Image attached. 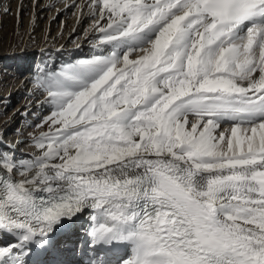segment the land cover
Segmentation results:
<instances>
[{
	"label": "snow or ice",
	"instance_id": "6c2138e0",
	"mask_svg": "<svg viewBox=\"0 0 264 264\" xmlns=\"http://www.w3.org/2000/svg\"><path fill=\"white\" fill-rule=\"evenodd\" d=\"M87 7L98 54L0 150V264H66L85 213L96 264H264V0Z\"/></svg>",
	"mask_w": 264,
	"mask_h": 264
},
{
	"label": "bare ground",
	"instance_id": "6f19581e",
	"mask_svg": "<svg viewBox=\"0 0 264 264\" xmlns=\"http://www.w3.org/2000/svg\"><path fill=\"white\" fill-rule=\"evenodd\" d=\"M2 1L3 4H6V6L9 7L13 0H0V4H2ZM89 3L90 0H44L43 3L40 4L36 16H34V22L32 21L35 26L34 30L36 31L39 27V17L42 12L50 8L52 5L57 4L50 15L51 18L54 14H56L55 18H51L52 22H50L48 26V33L46 34V28L41 36L38 35V37L36 32L32 37H30V39L33 38L38 43L37 47H34L31 52L40 54V57L34 64H32L33 58H31V52L17 57V71L19 69H26L27 71L22 76L20 75L17 84L10 86L4 94H2L4 95L3 100L10 101L12 103H17L18 98L20 97L25 98V94L30 95L31 98H36L37 95H39V101L35 104L36 109L32 111L33 114L30 116L32 117L31 121H29L26 126H20L19 129H14L13 124L19 118L25 116L28 108L25 107L22 101L16 104V108L12 111L10 119H5V121L9 122L4 126L3 132L6 133L8 139L3 141L4 143L0 144V150H7L8 148L15 147V155L18 157L27 158L32 155L33 148L25 150L24 147V144L30 139L27 135V127L36 123L46 114V112L49 111V107L45 103L46 95H42V91L44 89L37 86L38 81L46 73H58L62 69L75 64L81 59H88L94 54H98V50L93 47L96 40V34L92 30L93 21L89 22V18L91 17L88 15L89 9L87 5ZM22 6H25L24 3ZM74 6H76L74 12L70 13L69 10ZM57 18H60V23L56 35L63 26V28H65L64 38L60 41V37H57V39L55 38V40L51 41V38L47 37V35L55 28V19ZM43 40L45 41L44 43H42ZM62 41L64 42L62 43ZM83 56L86 58H80ZM225 127H227V125H225ZM91 224L92 222L89 219L88 213H85L83 218L78 221L76 225L69 224L67 226L68 232L69 234H74L72 235V241L80 232H84V236L86 237V233L91 229ZM80 225H83V227H80ZM8 242V240H2L0 241V245L7 244ZM69 247L70 246H68V248ZM70 253L71 252L68 253L64 250L63 256H67Z\"/></svg>",
	"mask_w": 264,
	"mask_h": 264
},
{
	"label": "rangeland",
	"instance_id": "374dc122",
	"mask_svg": "<svg viewBox=\"0 0 264 264\" xmlns=\"http://www.w3.org/2000/svg\"><path fill=\"white\" fill-rule=\"evenodd\" d=\"M43 1L44 0H13L9 7H7L6 4H3V1L2 4H0V139H2V141H6L3 139V137H7L6 133L3 132V128L9 121H5V119H10L12 111L16 108V104L22 101L25 107L28 108L25 116L19 118L13 124L14 129H19L20 126H26L29 121H31L32 117L30 116H32L33 114L32 111L36 109L35 104L39 101V95H37L36 98H31L30 95L25 94V98L20 97L18 98L17 103H12L10 101L3 100L4 95L2 94H4V92L10 86L17 84L20 75L22 76L27 71L26 69H19L17 71L16 66L17 57L31 52L33 48H36L38 45V43L33 38V40L30 39V37H32L36 32L37 36H41L46 28L47 34L49 29L48 26L50 22H52L51 18H55L56 16V14H54V16L50 18V15L53 12L52 10L56 7L57 4L52 5L50 8L44 10L43 12L41 11L42 14L39 17V27L37 31L34 30L35 26L33 25V19H35L34 16H36L37 10L40 4L43 3ZM23 3L25 5L24 7L22 6ZM75 8L76 6L71 8L69 12L73 13ZM89 20V22L93 21V17H90ZM59 23L60 18L55 19V28L51 30L47 35V37L51 38V41L55 40V38L57 39V37H60V41L64 38L65 28H63V26L56 35V32L59 29ZM44 40L42 43L45 42ZM63 42L64 41H62V43ZM31 53V58H33L32 64H34L38 61L40 54H36V52ZM80 58L86 57L83 56ZM43 92L44 90L42 91V95H47L46 92ZM47 114L48 112H46L44 116H46ZM44 116H42L36 123H33V125L27 127V135L30 139L24 144L25 150H30L33 148V136L38 135L41 130H46V126L45 129L35 127V125L39 124L42 121Z\"/></svg>",
	"mask_w": 264,
	"mask_h": 264
}]
</instances>
